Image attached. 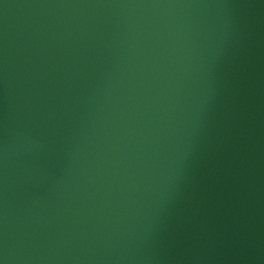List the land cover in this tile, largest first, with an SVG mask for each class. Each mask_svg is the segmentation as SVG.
Returning <instances> with one entry per match:
<instances>
[{"label": "water", "instance_id": "water-1", "mask_svg": "<svg viewBox=\"0 0 264 264\" xmlns=\"http://www.w3.org/2000/svg\"><path fill=\"white\" fill-rule=\"evenodd\" d=\"M0 264H264V0H0Z\"/></svg>", "mask_w": 264, "mask_h": 264}]
</instances>
